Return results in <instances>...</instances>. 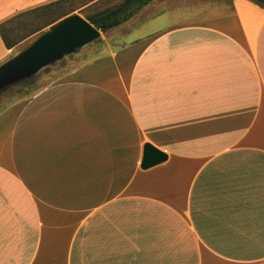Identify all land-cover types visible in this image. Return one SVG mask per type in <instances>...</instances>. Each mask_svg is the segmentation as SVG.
<instances>
[{
	"label": "crops",
	"instance_id": "1",
	"mask_svg": "<svg viewBox=\"0 0 264 264\" xmlns=\"http://www.w3.org/2000/svg\"><path fill=\"white\" fill-rule=\"evenodd\" d=\"M182 19L0 108V264H264V7ZM145 142L166 158L140 168Z\"/></svg>",
	"mask_w": 264,
	"mask_h": 264
},
{
	"label": "water",
	"instance_id": "2",
	"mask_svg": "<svg viewBox=\"0 0 264 264\" xmlns=\"http://www.w3.org/2000/svg\"><path fill=\"white\" fill-rule=\"evenodd\" d=\"M100 33L99 29L76 12L51 22L0 61V93L29 79L43 67L98 39ZM165 158L164 152L145 142L139 167H150Z\"/></svg>",
	"mask_w": 264,
	"mask_h": 264
},
{
	"label": "rangeland",
	"instance_id": "3",
	"mask_svg": "<svg viewBox=\"0 0 264 264\" xmlns=\"http://www.w3.org/2000/svg\"><path fill=\"white\" fill-rule=\"evenodd\" d=\"M119 0H96L94 3L84 7L80 6L76 8L73 12L78 14L85 15L87 13H91L95 10L102 9L103 7L110 6L114 3H117ZM229 0H151L145 5L134 7L132 14L129 16L127 20L122 21L118 26L109 29L105 32H101L98 40H94L85 46L74 50L72 53L63 56L61 59L49 64L47 69H40L34 75V82L33 85H13L9 88L5 89L0 93V108L3 107L6 103L15 99L17 97H21L24 95L29 94L30 90L33 89V86L41 81L47 79L48 74L54 75L58 73V70H62L72 64L74 62L73 55L76 53L81 52L82 48L86 46H93L91 44H97L102 40H121V41H128L133 39L141 34L147 33L149 31L158 29L164 25H167L169 22H173L176 20H183L182 18L188 17L195 11L205 8L211 7L216 4L227 3ZM80 0H75L73 5L77 6ZM166 8L162 11V13L157 14L155 16L148 17L153 13H156L161 8ZM72 12V13H73ZM148 17V18H146ZM40 31V30H39ZM24 30H22L23 33ZM38 32V31H37ZM36 33V32H35ZM33 33V34H35ZM33 34L25 37L22 39L16 46L13 47L11 53L17 49L20 45H22L28 38H30ZM86 47V48H88ZM47 71V72H45Z\"/></svg>",
	"mask_w": 264,
	"mask_h": 264
},
{
	"label": "trees",
	"instance_id": "4",
	"mask_svg": "<svg viewBox=\"0 0 264 264\" xmlns=\"http://www.w3.org/2000/svg\"><path fill=\"white\" fill-rule=\"evenodd\" d=\"M75 0H52L32 8L21 10L0 21V38L3 45L9 49L18 44L25 37L41 30L56 19L72 13L76 8L94 3L96 0H80L74 6ZM151 0H119L110 6L82 15L89 23L101 32H105L118 26L127 20L134 7L147 4ZM264 7V0H250ZM22 30H24L23 33ZM98 40V39H97ZM42 69L46 70L47 66ZM33 80V76L17 85H27Z\"/></svg>",
	"mask_w": 264,
	"mask_h": 264
}]
</instances>
